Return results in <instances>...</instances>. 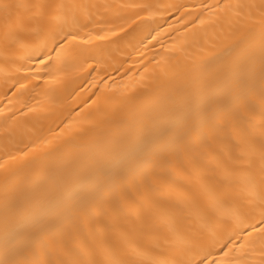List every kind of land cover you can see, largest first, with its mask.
<instances>
[{"label": "bare ground", "instance_id": "bare-ground-1", "mask_svg": "<svg viewBox=\"0 0 264 264\" xmlns=\"http://www.w3.org/2000/svg\"><path fill=\"white\" fill-rule=\"evenodd\" d=\"M0 264H264V0H0Z\"/></svg>", "mask_w": 264, "mask_h": 264}]
</instances>
